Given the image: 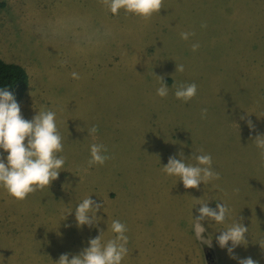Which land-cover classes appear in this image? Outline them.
Returning <instances> with one entry per match:
<instances>
[{
  "label": "rangeland",
  "instance_id": "1",
  "mask_svg": "<svg viewBox=\"0 0 264 264\" xmlns=\"http://www.w3.org/2000/svg\"><path fill=\"white\" fill-rule=\"evenodd\" d=\"M0 58L28 72L25 119L56 113L65 160L24 200L0 189V264L79 253L98 234L69 214L87 196L102 204L103 241L112 220L126 226L122 264H236L215 241L236 221L249 229L235 255L264 264V156L254 142L264 135V0H162L147 19L113 15L105 0H0ZM179 83H195V96L177 100ZM92 143L109 158L89 168ZM180 152L210 154L219 178L184 189L161 167ZM205 201L230 211L223 224L202 221V238L192 215Z\"/></svg>",
  "mask_w": 264,
  "mask_h": 264
},
{
  "label": "clouds",
  "instance_id": "2",
  "mask_svg": "<svg viewBox=\"0 0 264 264\" xmlns=\"http://www.w3.org/2000/svg\"><path fill=\"white\" fill-rule=\"evenodd\" d=\"M105 3L113 15L123 10L125 14L147 19L154 13H159L162 0H105ZM180 35L182 39L187 40L191 33L182 32ZM198 47L197 43L192 45L194 51ZM183 70V65H176V71ZM71 76L73 79H79L76 72H72ZM159 81L156 95L164 98L169 93L168 83L161 77ZM174 88L175 98L182 102L189 101L197 91L195 83L174 84ZM206 111L202 109V114ZM55 118L54 111L42 110L37 111L31 119H25L14 95L7 87L0 88V189L6 191L14 200H24L28 194L49 186L60 175L65 160L63 156L58 155L63 150V144ZM97 132V126L92 125L87 135L94 137ZM254 142L264 156V135L258 136ZM89 154V168L103 165L109 158L105 146L98 143L89 146ZM161 167L167 176L177 177L184 189H198L201 184L219 178V173L212 166L211 155L203 152L193 153L188 158L180 152L170 156L167 164ZM199 205L196 217L193 218L192 215V227L194 234L203 238L205 228L202 221H214L215 225L223 224L230 209L224 203H216L215 208L210 207L208 201ZM101 209L102 204L91 196L85 197L75 205L69 214L74 213L76 228H95L98 234L91 237L87 246L79 253L61 254L55 264H122L128 252L126 226L119 220H112L110 231L114 235L103 241L102 234L109 229L107 225L106 231L99 228L101 217L97 213ZM248 229L244 223L236 221L219 231V235L215 237L216 245L224 250L230 259L235 260L236 264H259L251 256L240 258L235 255L237 247L246 245L245 234ZM208 245H211V241Z\"/></svg>",
  "mask_w": 264,
  "mask_h": 264
},
{
  "label": "trees",
  "instance_id": "3",
  "mask_svg": "<svg viewBox=\"0 0 264 264\" xmlns=\"http://www.w3.org/2000/svg\"><path fill=\"white\" fill-rule=\"evenodd\" d=\"M29 86L30 78L24 67L0 58V88L7 87L19 102L25 97Z\"/></svg>",
  "mask_w": 264,
  "mask_h": 264
}]
</instances>
